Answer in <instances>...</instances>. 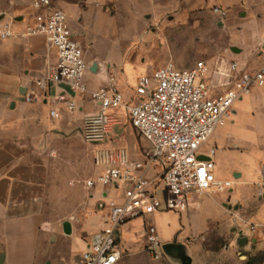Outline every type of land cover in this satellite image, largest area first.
Returning <instances> with one entry per match:
<instances>
[{
    "label": "crops",
    "instance_id": "0c3cea01",
    "mask_svg": "<svg viewBox=\"0 0 264 264\" xmlns=\"http://www.w3.org/2000/svg\"><path fill=\"white\" fill-rule=\"evenodd\" d=\"M25 1L0 0V29L12 22L15 32L23 30L32 13V2L26 4ZM135 1L138 3L134 5ZM140 1L58 0L53 3L66 13L69 32L82 47L88 65L84 75L88 91L103 86L112 73L124 103L135 101L133 88L138 78L151 74L167 62L150 64V60L135 59L137 53H145L137 51L136 40L130 41L118 63H111L96 50H88L94 45L89 31L101 27L113 31L114 17L123 14L125 7L135 10V23L141 26L136 37L144 44L146 52L153 55H158L160 40L165 46L169 45L164 33L167 25L186 29L190 40L188 48H193L196 56H203L202 60L207 62L234 60L241 71L256 69L264 63V0H143L141 7ZM200 1L219 6L224 15L212 9L214 24L202 27L196 18L187 25L191 9ZM106 4L113 5L112 15L105 12ZM54 61L43 35L0 38L2 264H79L89 236L99 230L107 218L108 208L99 204L121 201L122 189L96 185L91 196L85 194L83 181L98 173L92 157L93 174L79 180L80 202L74 219L66 223L64 229L55 224L51 225L54 230L47 228L43 202L48 193L50 169L87 168V153L91 149L82 138L81 128L85 117L97 112L88 92L78 94L64 82L52 84L40 92L35 101L24 100L32 80L46 75ZM58 96L73 100L76 109L67 110L63 101L56 100ZM237 105H245L250 114L249 125L245 126L255 130L261 142L258 150L261 164L264 160V87L253 86L248 94L236 100L233 114ZM51 109L56 110L54 118L49 115ZM110 114L112 140L104 145L123 147L130 160L144 162L149 142L130 124L124 106L111 110ZM244 142L248 144L249 140ZM205 144L200 148L201 153L215 149L205 148ZM158 172L159 167L152 165L145 175L153 178ZM235 176H242V172ZM256 183L238 180L239 191L229 190L224 196L217 190L202 195L192 193L186 211L151 214L149 219L161 239L157 258L146 250L144 218L131 219L117 232L121 256L115 264H264V195L256 194ZM70 187L74 188L75 184ZM250 224L254 225L253 230ZM241 238H245V242L239 244Z\"/></svg>",
    "mask_w": 264,
    "mask_h": 264
},
{
    "label": "built area",
    "instance_id": "2783aa9c",
    "mask_svg": "<svg viewBox=\"0 0 264 264\" xmlns=\"http://www.w3.org/2000/svg\"><path fill=\"white\" fill-rule=\"evenodd\" d=\"M30 19L20 32L12 22L0 29V38L14 35H43L55 61L46 75L32 80L24 100L38 99L40 92L52 84L64 82L78 94L89 93L97 112L85 117L81 135L92 151L98 167L95 177L85 179V194L100 185L122 189L120 202L110 200L99 204L108 208L103 226L93 232L81 254L79 264H115L121 251L117 232L133 218H144L146 250L160 256L161 239L149 216L158 211L184 212L188 197L209 191H222L231 185L230 180H218L213 171L215 149L201 153V146L219 125L233 112V104L248 94L253 86L264 87V63L256 69L241 71L237 61L207 62L199 59L193 66L179 69L172 62L160 66L149 75L138 78L133 88L135 101L124 103L123 95L110 73L107 82L94 91H88L84 75L88 69L82 47L71 36L67 16L51 0H33ZM213 10L221 16L219 6ZM69 111L76 109L73 100L58 96ZM124 106L130 124L149 142L144 162L129 159L123 147L104 145L112 138L113 117L110 111ZM49 115L54 118L56 110ZM206 159H199V156ZM157 165L159 172L148 178V167ZM256 194L264 195V160L259 167ZM249 228L254 229L250 224Z\"/></svg>",
    "mask_w": 264,
    "mask_h": 264
},
{
    "label": "rangeland",
    "instance_id": "374dc122",
    "mask_svg": "<svg viewBox=\"0 0 264 264\" xmlns=\"http://www.w3.org/2000/svg\"><path fill=\"white\" fill-rule=\"evenodd\" d=\"M56 1L58 0H51L52 4H56ZM31 2H33V0L25 1L26 4ZM137 3L138 2L135 1L134 5ZM139 4L140 7L143 6L144 1L141 0ZM134 5H132L133 8ZM212 9L213 4L200 1L199 5L196 4L194 9H191V13L194 14L190 13L186 24L190 25L194 23V21L197 20L196 18H199L202 27L214 24L213 21L215 19L213 18L214 14ZM104 10L110 15L115 12L113 5L110 4L104 5ZM134 11L135 10L125 7L123 14L121 13V15L114 17L116 25L115 28L112 29L113 31L103 27L99 30L95 28L90 30L89 35L94 40V45L89 46L88 50L90 52L96 50V52L111 63H118L121 61L127 45L132 43L130 41L136 40L138 42L137 51L143 52L144 50L145 53L141 55L137 53L135 59L150 60L152 61L150 64L167 60V62H172L175 67L183 69L193 66L194 62L198 59H203V56H196V52L193 48H188L190 43L188 32L186 29L178 26L171 27L165 25L167 28H165L164 33L167 41H169V45L165 46V42L160 40L161 44L158 46V55H153L150 51L146 52L144 44L136 37V32L141 26L135 23ZM190 46H192V44H190ZM171 54L173 56L169 57ZM208 61L210 62L211 60ZM244 107L245 105H237L236 114L232 113L224 124L217 126L205 142L206 144L204 143L205 148H215L213 171L216 178L221 180H233L228 188L222 191H216L222 196L226 195V192L229 190L238 192V180H248L252 183H256L259 177L258 167L261 160L258 150L261 142L255 130L252 131L250 127L245 126L246 124L249 125L247 120L250 118V114ZM239 117L241 119L237 121ZM232 120H234V122H232ZM250 132L251 134H249ZM247 139L249 140L248 144L244 142ZM227 148H230L231 151ZM91 153V150L87 153L89 154L86 158L87 168L82 170H79V168L73 170L50 169L47 187L48 193L43 202L44 211L46 212L44 219L47 223V228L49 227L51 230H54L51 225L55 224L58 228L63 227L64 229L66 223L74 219V212L80 202V190L78 189L80 187L79 180L93 174V155ZM240 172H242V176L236 177L235 175ZM72 183L75 184L74 188L70 187Z\"/></svg>",
    "mask_w": 264,
    "mask_h": 264
},
{
    "label": "water",
    "instance_id": "95a60500",
    "mask_svg": "<svg viewBox=\"0 0 264 264\" xmlns=\"http://www.w3.org/2000/svg\"><path fill=\"white\" fill-rule=\"evenodd\" d=\"M199 159H206V157L203 156V155H201V156H199ZM244 242H245V238H241V239L239 240V244H242V243H244ZM3 258H4V255H3V254H0V264H2V260H3Z\"/></svg>",
    "mask_w": 264,
    "mask_h": 264
}]
</instances>
